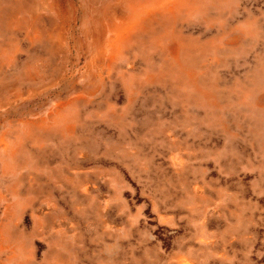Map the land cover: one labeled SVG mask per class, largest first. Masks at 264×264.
I'll return each instance as SVG.
<instances>
[{"label":"rangeland","instance_id":"rangeland-1","mask_svg":"<svg viewBox=\"0 0 264 264\" xmlns=\"http://www.w3.org/2000/svg\"><path fill=\"white\" fill-rule=\"evenodd\" d=\"M0 264H264V0H0Z\"/></svg>","mask_w":264,"mask_h":264},{"label":"bare ground","instance_id":"bare-ground-1","mask_svg":"<svg viewBox=\"0 0 264 264\" xmlns=\"http://www.w3.org/2000/svg\"><path fill=\"white\" fill-rule=\"evenodd\" d=\"M119 13V12H118ZM134 16V15H133ZM135 17V16H134ZM136 21H134L132 18L124 19L121 26L116 27L115 33L112 36L111 42H112V48H113V53H119L124 45L125 42L129 39L130 36L129 33L133 32L136 29V24L139 21L137 17ZM124 39H126L124 41Z\"/></svg>","mask_w":264,"mask_h":264}]
</instances>
